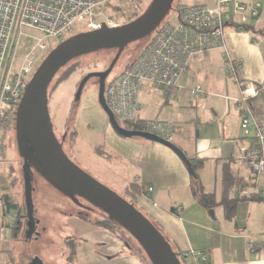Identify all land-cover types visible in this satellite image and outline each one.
Here are the masks:
<instances>
[{
	"label": "crops",
	"instance_id": "crops-1",
	"mask_svg": "<svg viewBox=\"0 0 264 264\" xmlns=\"http://www.w3.org/2000/svg\"><path fill=\"white\" fill-rule=\"evenodd\" d=\"M203 1L200 5L215 4V0ZM223 10L230 17L224 28L225 47L229 57L239 63L234 76L227 74L224 53L216 48L192 56L188 71L178 78L177 88L169 95L145 85L137 99L139 121L170 124L164 139L187 159L201 162L196 177L204 193L213 196V207L198 202L185 164L171 149L117 136L91 91L92 115L107 134L106 146L99 154L104 161L99 175L127 199L132 198L126 195L129 184L142 185L143 192L133 199L134 204L159 227L178 255L188 254V264H264L263 251L247 250L250 242L264 244V199L259 198L264 174H254L248 163L240 160L241 148L250 147L240 129L245 110L264 125V0L230 1ZM235 80L255 89L248 106L237 103L240 88ZM195 87L204 95H191L189 90ZM146 187L152 191L147 192ZM224 201L233 203L230 212ZM68 221L76 246L69 262L147 264L117 235L77 216L68 217ZM12 240L0 242V264H17L12 246L10 251L6 245Z\"/></svg>",
	"mask_w": 264,
	"mask_h": 264
},
{
	"label": "built area",
	"instance_id": "built-area-1",
	"mask_svg": "<svg viewBox=\"0 0 264 264\" xmlns=\"http://www.w3.org/2000/svg\"><path fill=\"white\" fill-rule=\"evenodd\" d=\"M110 1L0 0V120L14 121L24 88L48 49L46 40H56L74 26L93 31L99 29L102 23L108 27L120 25L106 18L102 12ZM230 1L236 0H215L212 7H178L175 11L177 23L159 25L151 41L135 60L107 82L106 103L121 127L134 131L140 126L141 132L167 137L170 124L138 120V95L145 85L161 89L169 95L177 88L178 78L188 71V62L196 54L216 48L222 50L227 63L226 72L234 76L239 63L229 57L224 43V28L230 17L223 9ZM26 30L37 31L41 36L26 35ZM24 38L34 44L26 54L19 55L20 42ZM234 82L240 88L237 103L248 106L250 99L256 95L255 89L250 84ZM189 91L193 96L204 95L200 87ZM240 129L243 137L250 142V147L241 148L240 160L246 161L254 174H264V125L245 110ZM145 190L150 192L152 188L146 187ZM261 196L264 197V192ZM14 221L15 216L0 214V242L10 238ZM247 250L264 252V244L250 242ZM195 255L201 263H205L201 254ZM181 256L187 257L188 254Z\"/></svg>",
	"mask_w": 264,
	"mask_h": 264
},
{
	"label": "water",
	"instance_id": "water-1",
	"mask_svg": "<svg viewBox=\"0 0 264 264\" xmlns=\"http://www.w3.org/2000/svg\"><path fill=\"white\" fill-rule=\"evenodd\" d=\"M174 0H151L135 19L108 27L85 31L65 38L40 62L26 84L14 113L16 146L22 159L24 216L26 237L34 234L32 175L36 174L75 205L89 211L99 210L117 224L139 246L149 264H181L178 254L168 239L132 203L110 190L74 164L63 150V135L55 136L49 116V87L57 74L71 61L83 55L111 51L107 68L86 74L80 81L74 102L78 103L88 81L96 79L97 103L107 117L110 128L124 139H144L171 149L185 164L191 177L195 174L185 154L170 141L140 131L122 128L116 121L105 99L106 79L113 71L124 50L148 37L165 20ZM83 202V203H82ZM86 203L88 206H85ZM31 264H43L35 258Z\"/></svg>",
	"mask_w": 264,
	"mask_h": 264
},
{
	"label": "rangeland",
	"instance_id": "rangeland-1",
	"mask_svg": "<svg viewBox=\"0 0 264 264\" xmlns=\"http://www.w3.org/2000/svg\"><path fill=\"white\" fill-rule=\"evenodd\" d=\"M150 1L111 0L110 3L102 8V12L106 18L109 15L114 17L113 19L108 18L113 23L125 24L135 19L136 14L139 16ZM200 3L204 4V1L174 0L173 9L176 11L180 5L193 6L200 5ZM175 11H170L165 18L172 25L177 23ZM80 32L85 31L80 26H74L62 37L56 40H46L48 49L45 54L43 53L42 60L65 38ZM24 33L34 37L41 36L40 33L33 30H26ZM145 43L146 41L128 46L120 56L106 82L133 62ZM33 44L34 42H30L27 38L22 39L19 55L26 54ZM112 56L113 53L111 51H100L83 55L72 61L55 78L50 86L48 110L55 136L60 141L63 135H65V140L62 144L68 158L104 186L122 198H125L124 193L120 189L105 182L99 175V170L104 165V161L99 157V153H101L102 147L106 146L107 134L103 124H100L95 115H92V102L89 93L93 91L96 95L97 80L92 79L88 81L81 94L80 101L78 103L74 102L77 87L83 77L88 73L105 70ZM69 68L71 70L69 77L59 82L61 74ZM13 125L14 123L8 120H0V197L1 195L9 196L12 202L21 210V215H23L22 159L17 151ZM31 185L33 218L36 221L34 234L31 238L26 239L24 235L25 230H20L21 232L18 233V237H10L13 240L6 244L8 245V249L11 251L10 247L12 246L17 264H28L35 258L40 259L43 264H75L68 261V258L71 257V250L67 242L70 239L73 240L71 238L73 231L69 227L70 222L68 221V217L77 216L81 208L65 198L59 191L48 185L36 174L32 175ZM83 215L92 222L102 219L96 211H87V213L85 211ZM24 222L25 220L22 219V224ZM72 223H75L74 220H71ZM118 234L123 237L122 239L133 250L137 249L136 251H139L137 243L130 236L122 232H118Z\"/></svg>",
	"mask_w": 264,
	"mask_h": 264
},
{
	"label": "trees",
	"instance_id": "trees-1",
	"mask_svg": "<svg viewBox=\"0 0 264 264\" xmlns=\"http://www.w3.org/2000/svg\"><path fill=\"white\" fill-rule=\"evenodd\" d=\"M149 5V4H148ZM147 5V6H148ZM146 9V8H145ZM172 10H174L175 11V9H173V5H172V9H171V11ZM104 12H105V10H104ZM170 13V12H169ZM138 15L136 14L135 15V17H137ZM134 17V18H135ZM108 18H110V19H113L114 17H112L111 15H109L108 16ZM169 21L168 20H164L161 24H163V23H168ZM160 24V25H161ZM158 28V27H157ZM156 31V30H155ZM155 31H153L148 37H146V38H144L143 40H141V41H139V42H136V43H140V42H144V41H146V43H145V45H144V47L142 48V50L146 47V45L149 43V41H151V39L153 38V36H154V34H155ZM77 34V33H76ZM141 50V51H142ZM103 52H105V51H103ZM141 53V52H140ZM139 53V54H140ZM80 58V57H79ZM78 59V58H77ZM74 60H76V59H74ZM73 60V61H74ZM135 60V59H134ZM133 60V61H134ZM72 62V61H71ZM70 62V63H71ZM70 63H68L58 74H57V76L70 64ZM132 63V62H131ZM130 63V64H131ZM129 64V65H130ZM128 65V66H129ZM127 67V66H126ZM70 73H71V70H70V68L69 69H67L64 73H62L61 74V76H60V78H59V82H62V81H64V80H66V78L67 77H69V75H70ZM56 76V77H57ZM55 77V78H56ZM55 78H54V80H55ZM53 80V81H54ZM53 83V82H52ZM51 83V84H52ZM106 84H107V82H106ZM106 84H105V86H106ZM51 86V85H50ZM50 98V87H49V96H48V99ZM13 123H14V121H13ZM134 131H140V126H138L137 127V129L136 130H134ZM77 133V132H76ZM65 140V139H64ZM64 142V141H63ZM62 142V143H63ZM62 146H63V144H62ZM100 154V153H99ZM190 161V166H191V168H192V170H193V172H194V174H195V177H191L192 178V181H191V184H192V188H193V191H194V194H195V196H196V198L198 199V202L201 204V205H203L204 207H206V208H212L213 207V204H214V200H213V196L212 195H209V194H206V193H204V191H203V189H202V187H201V185H200V183L198 182V180H197V177H196V171H197V169L199 168V166L201 165V162L199 161V162H194V160H189ZM143 186L142 185H137V184H135V183H132V184H129L128 185V189H127V191H126V195L127 196H130V194H131V196H132V198H130V199H127V198H124L125 200H127L128 202H130V203H132L135 207H136V205L134 204V201H133V199L134 198H136L138 195H140L143 191ZM258 197V196H257ZM260 198V200H263L264 198L263 197H259ZM0 200H1V202H2V208H1V211H2V214H4V215H12L13 216V214H15V221H14V224H13V228H12V231H11V236L12 237H18V233L19 232H21L22 231V229L23 230H25L26 228H25V223H26V218H25V216H24V212H23V215H21V210L18 208V206L16 205V204H14L13 202H12V200L10 199V197L9 196H7V195H4V196H2V197H0ZM83 203V202H82ZM222 204L226 207V210L228 211V212H230V210H232V202L231 201H224V202H222ZM84 205H86V206H88L86 203H84ZM137 208V207H136ZM138 209V208H137ZM139 210V209H138ZM85 211H86V209H83V210H80V212L77 214V217L79 218V219H81V220H83L84 222H87V223H89V224H91V225H93V226H99V227H102L103 229H105V230H107V231H109L110 233H112V234H115V235H117L123 242H125V240H123L122 238L123 237H121L119 234H118V232H122V233H125L117 224H115V223H113L112 221H110L107 217H106V215L105 214H103L102 212H100L99 210H94V212L96 211V213H98L100 216H101V218L102 219H100V220H97V221H94V222H92V221H90L87 217H85V215H83L84 213H85ZM87 211H89V210H87ZM87 211H86V213H87ZM140 211V210H139ZM90 212H93V211H90ZM141 212V211H140ZM142 213V212H141ZM143 214V213H142ZM144 215V214H143ZM145 217H147L146 215H144ZM148 218V217H147ZM22 219H24L25 220V222L22 224ZM149 219V218H148ZM150 220V219H149ZM151 221V220H150ZM152 222V221H151ZM155 226H156V228L161 232V230L159 229V227L154 223V222H152ZM21 230V231H20ZM162 233V232H161ZM127 234V233H126ZM163 234V233H162ZM128 235V234H127ZM164 235V234H163ZM129 236V235H128ZM165 237V236H164ZM68 243V247H69V249L71 250V257L74 255V251H75V244L73 243V240L72 239H70L69 240V242H67ZM126 243V242H125ZM170 243V242H169ZM126 246H127V243H126ZM139 247V246H138ZM128 248L130 249H132V247L131 246H128ZM137 250V249H136ZM139 251H137V254L138 255H140L141 257H143V259L145 260V261H147L148 262V260L146 259V257H145V255L143 254V252L141 251V249L139 248L138 249ZM144 255V256H143ZM178 257H179V260H180V262H181V264H188L187 263V257H182L181 255H178ZM70 258V257H69ZM149 263V262H148ZM190 264V263H189Z\"/></svg>",
	"mask_w": 264,
	"mask_h": 264
},
{
	"label": "flooded vegetation",
	"instance_id": "flooded-vegetation-1",
	"mask_svg": "<svg viewBox=\"0 0 264 264\" xmlns=\"http://www.w3.org/2000/svg\"><path fill=\"white\" fill-rule=\"evenodd\" d=\"M86 206V205H85ZM80 210H83L82 208L80 209ZM87 211V210H86ZM24 235H25V238L27 239V237H26V229H25V231H24ZM33 236V235H32ZM31 262L32 261H30L28 264H31Z\"/></svg>",
	"mask_w": 264,
	"mask_h": 264
}]
</instances>
